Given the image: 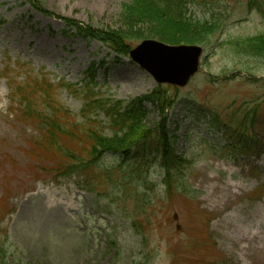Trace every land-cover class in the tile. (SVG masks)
<instances>
[{
	"label": "rangeland",
	"instance_id": "374dc122",
	"mask_svg": "<svg viewBox=\"0 0 264 264\" xmlns=\"http://www.w3.org/2000/svg\"><path fill=\"white\" fill-rule=\"evenodd\" d=\"M34 2L40 10L0 0V264H264V58L243 49L245 40L264 34V0H192L193 20L218 24L207 38L196 26L156 20L138 0ZM72 25L89 27L106 43L68 32ZM110 38L130 48L149 39L200 45L199 71L184 88L158 85L115 54ZM89 77L96 93L122 105L149 96L169 101L182 190L167 192L154 156L146 168L136 156L102 159L101 168L142 165L123 181L124 199L112 196L108 182L89 186L93 171L65 174V152L49 147L41 127L23 116L46 104L78 116ZM146 106L137 133L160 122L161 109ZM250 137L255 149L240 152ZM60 143L62 151H87L83 139Z\"/></svg>",
	"mask_w": 264,
	"mask_h": 264
},
{
	"label": "trees",
	"instance_id": "16d2710c",
	"mask_svg": "<svg viewBox=\"0 0 264 264\" xmlns=\"http://www.w3.org/2000/svg\"><path fill=\"white\" fill-rule=\"evenodd\" d=\"M25 1L34 10H40L34 0ZM191 2L192 0H138L139 7H142L143 11L146 10L151 16L153 15L156 20H166L172 26L179 24L196 26L205 32L206 35L204 36L207 38L217 30L218 24L215 21L193 20L191 15L188 14V8ZM67 30L68 32L74 31L75 34L84 39L90 41L99 39L101 43H106L105 39L98 34H92L89 27L72 25L68 27ZM206 38L204 37L202 42L206 41ZM110 40L113 42L109 47L115 54L121 57H128L131 49L130 47L125 46L126 44L123 46L122 44L124 43H118V39L114 40L110 38ZM260 40H264V34L258 36L256 39L245 40L243 49L247 51L250 50L248 54L250 56L264 58V47H260ZM244 52V54L247 53L246 51ZM89 79L90 82L86 83L80 91L84 104L78 116H70L67 110L56 104H53V106L47 105L46 102H49L48 100H42V105L46 104L45 108L29 106L30 113L28 112L27 115L23 116L24 120L32 121L41 127V130L46 135L45 142L48 143L49 147H56L62 153L65 152V155L63 154L66 161L63 165L65 166L63 169L65 174H72L74 172L88 174L90 171H93L95 181H89V186L97 189L99 182H108V185L113 189L112 196L118 199H124L123 197L127 198V196L124 194V191H122L123 181L129 177H133L132 173H134V166L141 168L142 165H131L132 167L129 168L130 170L128 169V171H126L125 168V171L122 169L124 163H119L110 168H101L102 159L106 155H113L119 157L122 162H129L136 157H139L138 160L140 162H144L147 158L154 156L160 163L159 167L164 171L165 178L163 180V186L166 188L167 192L170 193L175 189L182 190L184 187L180 183V176L184 169V165L181 161L182 158L175 152L173 144L174 138L168 131L167 116L165 115L166 110H168L169 101H159L160 97L156 96L155 98L149 96L122 105L118 101L107 99L99 93H96L93 90L94 86H92V81H94V79L90 77ZM5 80L10 90L13 91L14 89L11 87L12 84L8 77H6ZM47 84L49 83L47 82ZM46 92L47 89L43 87L42 93L46 94ZM155 93L158 94L156 91ZM21 98L24 101L29 100V97L26 98L23 96ZM147 103H150V105L153 104L154 106L156 105L155 108H157V110H159V108L161 109V119L158 126H155L154 129L145 126L137 133L135 129H138V127L140 128L148 116ZM39 110L41 111L40 113H38ZM97 111L105 118V122H100L98 120V116L96 115ZM78 118L81 122L78 121ZM156 129L158 131L154 132ZM106 130H108L111 135H106ZM133 131L136 132V135L128 138ZM235 136H237L236 141L240 143L243 134L241 132L238 133L236 130ZM62 137L69 138L70 140L74 138L79 143L80 139H83L87 145L85 155L80 153L75 154L72 150L62 151L60 143V138ZM236 141L234 140L233 144H236ZM257 143L258 141L254 137L244 140V142L241 143V148H239L240 152L248 153L253 151ZM146 167L147 162L144 168ZM138 179H143V182H145L142 177ZM130 181H132V179H130ZM135 195V198L140 196L139 193ZM128 198H130V196H128ZM140 201L142 202L143 200L140 199ZM132 227L136 228L133 222ZM1 258L2 252L0 251V259Z\"/></svg>",
	"mask_w": 264,
	"mask_h": 264
},
{
	"label": "water",
	"instance_id": "95a60500",
	"mask_svg": "<svg viewBox=\"0 0 264 264\" xmlns=\"http://www.w3.org/2000/svg\"><path fill=\"white\" fill-rule=\"evenodd\" d=\"M202 51L197 45L173 47L145 40L130 52V57L157 84L183 88L198 72Z\"/></svg>",
	"mask_w": 264,
	"mask_h": 264
}]
</instances>
